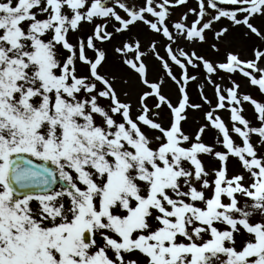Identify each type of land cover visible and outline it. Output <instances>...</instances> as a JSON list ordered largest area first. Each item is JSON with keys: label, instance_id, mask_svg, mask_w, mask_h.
Segmentation results:
<instances>
[{"label": "snow or ice", "instance_id": "snow-or-ice-1", "mask_svg": "<svg viewBox=\"0 0 264 264\" xmlns=\"http://www.w3.org/2000/svg\"><path fill=\"white\" fill-rule=\"evenodd\" d=\"M186 4L0 0V264H264V0Z\"/></svg>", "mask_w": 264, "mask_h": 264}, {"label": "rangeland", "instance_id": "rangeland-1", "mask_svg": "<svg viewBox=\"0 0 264 264\" xmlns=\"http://www.w3.org/2000/svg\"><path fill=\"white\" fill-rule=\"evenodd\" d=\"M191 7V0H187V4L184 6H179L175 9V19H178L184 12L187 11V9ZM193 17H189V19L191 20ZM224 24H228V21H223ZM254 23L257 26H264V18H257ZM220 27V24H217V29ZM244 30L242 28H231L230 32L228 35H226L225 37L222 38V40L220 41L221 44V50L220 53H216L215 51H213L211 48H209L208 44H197L195 45L196 49L198 50V52H200L201 54H206L208 55L210 58H223V53L228 50V49H232L235 51H239L241 53L242 56H245L246 58H251L252 55V49L255 43H258V41H256L255 37L248 39L243 35ZM208 37H209V42H213L214 41V37L213 34L211 32L208 33ZM119 39V37H118ZM183 46V45H182ZM189 47H191L192 45L189 44ZM111 46H109L110 48ZM110 70L114 71V72H120V66L118 64H116L114 61L110 62ZM201 76H203V73H201ZM238 79H240L243 83V88L242 90L246 93H249L251 95H253L254 98H256L258 101H262L264 102V91H261L259 89L258 86H252L248 83L247 80H245L242 77H239ZM121 88H129L134 90L136 87V84L130 83V84H120L118 85ZM227 86V84L225 85ZM170 88H175V85L172 84L170 81L168 83V85L165 88V91L167 92ZM191 95L193 96L194 99L197 98V86L196 85H192L191 86ZM208 95L211 97L212 96V90H211V86H208ZM174 102H175V97H173ZM245 115L253 121V124L258 126V121L256 120V112L254 109V106L251 105L248 102H245ZM222 115L224 116L225 120H228V113H222ZM165 122H167V115H163L162 117ZM202 119V113H190L189 114V123L188 125H186V130L189 132L194 131L197 127L198 124L200 123ZM237 142H239V137H235ZM206 142L208 143H213L214 142V137L212 136V134H209L206 138ZM259 137L258 136H253V140L257 143H259ZM236 170H239L238 166H236ZM239 246V243H238Z\"/></svg>", "mask_w": 264, "mask_h": 264}, {"label": "flooded vegetation", "instance_id": "flooded-vegetation-1", "mask_svg": "<svg viewBox=\"0 0 264 264\" xmlns=\"http://www.w3.org/2000/svg\"><path fill=\"white\" fill-rule=\"evenodd\" d=\"M191 3H192L191 4V7H195L196 6V3H197V0L196 1L193 0Z\"/></svg>", "mask_w": 264, "mask_h": 264}]
</instances>
